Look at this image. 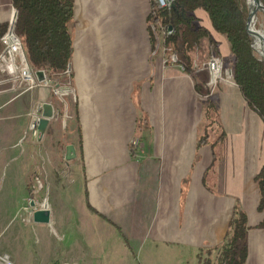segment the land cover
Listing matches in <instances>:
<instances>
[{"label": "crops", "instance_id": "crops-1", "mask_svg": "<svg viewBox=\"0 0 264 264\" xmlns=\"http://www.w3.org/2000/svg\"><path fill=\"white\" fill-rule=\"evenodd\" d=\"M13 12L10 0H0V54ZM148 12L149 0H75L72 77L65 82L76 105L60 149L65 156L67 144L75 147L84 208L67 211L65 223L63 206L48 203V209L53 228L74 224L76 215L88 256L55 260L54 254L48 263L128 264L139 256L138 264H181L184 257L202 264L203 252L216 263L238 205L251 226L244 264H264V226L257 227L264 210H257L254 182L264 162V122L233 77L220 80L209 97L202 89L208 76L205 82L164 54L153 55ZM194 15L228 55L226 39L211 28L206 13L196 9ZM53 83L59 95H67L66 85ZM9 84L0 70V203L26 211L29 171L45 138L55 134L62 107L52 99L62 98L45 85L16 92ZM212 97L221 134L199 143ZM43 102L52 104L54 116L38 141L27 119Z\"/></svg>", "mask_w": 264, "mask_h": 264}, {"label": "trees", "instance_id": "trees-1", "mask_svg": "<svg viewBox=\"0 0 264 264\" xmlns=\"http://www.w3.org/2000/svg\"><path fill=\"white\" fill-rule=\"evenodd\" d=\"M16 11L13 31L20 39L26 60L34 70H43L49 78H60L70 68L73 39L69 23L73 19L75 0H10ZM264 5V0H262ZM200 9L209 18L211 28L226 39L233 56L232 77L248 105L264 122V62L251 46L246 32L245 0H170L168 8H159L149 0L146 17L151 47L163 33L164 42L173 44L175 63L191 74L192 56L204 41L215 47L210 30L195 24L193 12ZM157 25V30L151 28ZM170 28V29H169ZM69 78L72 71L69 70ZM195 88L200 89L197 84ZM79 132V128L77 129ZM199 138V143L207 141ZM257 210H264V162L256 173ZM258 226H264L261 221ZM247 215L235 205L229 220L220 255L215 264H244L247 256Z\"/></svg>", "mask_w": 264, "mask_h": 264}, {"label": "rangeland", "instance_id": "rangeland-1", "mask_svg": "<svg viewBox=\"0 0 264 264\" xmlns=\"http://www.w3.org/2000/svg\"><path fill=\"white\" fill-rule=\"evenodd\" d=\"M99 19L100 18H97L96 20ZM194 22L195 24H200V20L198 18H195ZM151 28L158 31L157 25L153 24ZM256 28L261 32H264V11H260L257 14ZM69 29L72 39L75 38L76 21H74V19L70 21ZM163 33L169 34L171 33V30L170 32L169 30H165ZM163 33L159 34L152 49L154 50L152 54L159 55L162 53L164 54V58L175 63L176 55L173 52L174 46L173 44H169L168 46L166 45ZM148 40L150 42V39ZM210 63L211 67L214 65L213 74L215 77L216 74H219V68L221 71L220 77L215 83H212V69L210 67ZM232 63L233 56L230 51H228V55L221 54L220 49H215V47L210 46L203 41L193 53L191 74L198 79L204 80L205 82L206 80L203 77L206 78V76H208V85H204L202 89L203 91L207 90L209 93L207 91L206 93L210 97V94H213V91L211 93L212 88L217 85L220 80L223 78H232V70L229 68ZM69 70L70 68L66 71V77L64 75V78L55 77V79H53L49 78L48 75L45 74L44 79L47 80L46 85L36 84L29 87L25 81H19L16 84H9L10 88H14L16 92L23 89L26 90L25 88L36 89L39 88V86L45 85L47 88L51 89L53 97L60 94L58 88L55 87L56 85L53 82L57 81L58 83L64 84L68 87L67 95H59L62 98L61 100L55 99L56 96L52 99L53 102H56L62 107V111L60 112L58 122L54 127L56 129L55 134L46 135L47 137L45 138L41 148V158L31 165L29 175L31 178L32 188L30 190L31 197H29V200H27L26 203V211L14 208L13 204L8 205V203L7 205H4L3 203H0V256L7 254L13 264H49V259L54 254L57 255L55 260L61 258L63 255H72L80 259L88 256V251H86L84 246L85 242H83V227L80 225V220L79 223L75 222V219L77 218L76 215L73 217L74 224H70L68 226L66 225V228L63 229L59 227L58 229L56 227H52V221L51 223L29 222V213H27L30 211V200L34 201L35 209L43 208L44 205L48 207V203H51L52 205L55 203L58 204V206H63L59 209V212L61 217V214H64L62 218L65 220L62 221L65 223L67 222L66 220L71 218L65 216L67 211L78 213L80 208H84L83 200L81 199L82 183L80 180L81 176L79 163L75 164V159L66 161L63 157L64 153L60 149V144L65 140V135L69 131V120L71 119H69L68 115L72 113V109L70 112V108L76 105L69 82H65L68 77L67 75L69 74ZM208 87L209 89H207ZM55 89H57L58 92H55ZM210 100L211 103H209ZM209 101L208 103H205L204 109L205 113H208V115L205 123L203 121V124L207 125L208 129L207 132L203 131L201 136L205 135L207 138L214 139L220 136L221 129L218 125L217 109L215 106L216 101L213 97L210 98ZM75 115L77 117V112H75L74 118L72 117L73 122L76 121ZM208 116L213 120L212 123L208 122L210 121ZM29 120L30 118L28 115L27 124L30 122ZM144 121L145 120L142 119V121H139L138 124L140 125L141 123H144ZM45 134L46 131L44 135ZM78 147H80V143L78 144ZM36 181H39L40 187L39 189L37 187L38 191L35 193L33 188L35 189V186L38 185L36 184ZM68 203L72 204L71 209L68 207ZM76 203L78 205H75ZM101 245H103L102 242ZM210 257L211 256L209 254L203 252L201 259L202 264H205L207 259ZM131 259V262L128 261V264H138L139 256H131ZM93 260L96 261L94 258ZM188 260L189 259L187 257H184L181 258L180 262L181 264H189ZM210 260L211 264L215 263V259L213 260V257H211ZM0 264H2V262H0Z\"/></svg>", "mask_w": 264, "mask_h": 264}, {"label": "built area", "instance_id": "built-area-1", "mask_svg": "<svg viewBox=\"0 0 264 264\" xmlns=\"http://www.w3.org/2000/svg\"><path fill=\"white\" fill-rule=\"evenodd\" d=\"M153 1L159 8H168L170 6V0ZM1 41L4 47L2 54H0V70L11 84H16L19 81H25V83L28 84L29 87H32L36 84H47L46 79H44L43 81L37 80L35 71L29 66L26 60L23 45L20 39L15 35L13 28H10V24L8 30L2 35ZM220 73L221 71H219V75L216 77L212 73V83L216 82V80L220 77ZM58 91L57 89H55V92ZM41 113L42 104L39 103L29 114L30 122L28 128L34 136L36 134L37 122L41 117ZM0 262H2V264H13L7 254L0 256Z\"/></svg>", "mask_w": 264, "mask_h": 264}, {"label": "water", "instance_id": "water-1", "mask_svg": "<svg viewBox=\"0 0 264 264\" xmlns=\"http://www.w3.org/2000/svg\"><path fill=\"white\" fill-rule=\"evenodd\" d=\"M246 6H247V19H246V32L251 38V46L255 52H257L261 58V60L264 62V32H261L256 27H252L251 23L253 21V7L251 5V2L249 0H245ZM260 11H264V5L262 0H258ZM16 18V11L14 10L10 28H13V24ZM170 29V28H169ZM213 60V59H212ZM35 76L38 81H43L45 76L43 70H37L35 71ZM58 87V85H56ZM53 106L48 102H43L42 104V113L41 117L39 118L37 122L36 127V134L35 137L38 141L41 140L42 136L44 135L46 128L48 126L49 120L53 118ZM76 157L75 153V147L73 144H67L65 146V160L69 161ZM30 212H29V220L36 222V223H49L50 221V210L46 205L43 206V208H37L35 209V203L33 200L30 201Z\"/></svg>", "mask_w": 264, "mask_h": 264}, {"label": "bare ground", "instance_id": "bare-ground-1", "mask_svg": "<svg viewBox=\"0 0 264 264\" xmlns=\"http://www.w3.org/2000/svg\"><path fill=\"white\" fill-rule=\"evenodd\" d=\"M249 1L251 2V5L253 7V15H254V17H253V21L251 23V26L254 28V27H256L257 14L260 12V8H259L258 0H249ZM211 69H212V73H213L214 72V70H213L214 69V65L211 67ZM219 71H220V68L218 69V73H219ZM218 75L216 74V76H218Z\"/></svg>", "mask_w": 264, "mask_h": 264}]
</instances>
